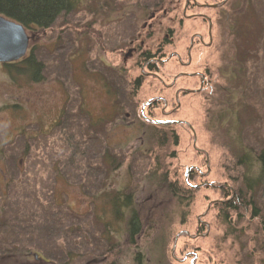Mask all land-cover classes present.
<instances>
[{
    "label": "rangeland",
    "instance_id": "obj_1",
    "mask_svg": "<svg viewBox=\"0 0 264 264\" xmlns=\"http://www.w3.org/2000/svg\"><path fill=\"white\" fill-rule=\"evenodd\" d=\"M160 1L88 0L59 16L35 37L38 81L0 65V264H264L260 196L262 218L231 212L230 230L221 223L224 188L240 186L241 168L228 129L206 121L231 45L257 50L248 72L263 99L264 0L249 2L256 47L257 37L231 40L226 29L236 0ZM255 129L242 138L258 149ZM164 177L188 197L165 193ZM125 185L141 232L107 241L99 213Z\"/></svg>",
    "mask_w": 264,
    "mask_h": 264
},
{
    "label": "trees",
    "instance_id": "obj_2",
    "mask_svg": "<svg viewBox=\"0 0 264 264\" xmlns=\"http://www.w3.org/2000/svg\"><path fill=\"white\" fill-rule=\"evenodd\" d=\"M85 1L87 2L88 0H0V14L26 26L35 24L41 29H50L59 16L70 12L79 3L85 4ZM252 1L236 0L232 7L229 5L230 8L228 7L229 11L227 8V12L229 16L231 15V18L225 21V26L227 27L226 29L232 32L231 35L233 37H231V40L237 34L245 41L257 37L256 41L251 42L252 45H250L251 47H256L259 43L257 26L259 18L257 19L254 16L256 11L250 4ZM155 8L156 5L152 1V9ZM260 23L264 25V18ZM254 29L255 32L247 36L246 32ZM224 30L225 28L222 31ZM256 52L257 50H251L250 52L249 50L236 49L231 45L230 52H226L225 61L218 70V74L224 83L215 86L207 110L206 121L208 128L212 130L228 129L225 135L236 163L241 168L240 186L236 190H232V188L226 190L224 188L226 200L222 201L219 209V215L222 219L221 223L227 226L229 230L232 226L231 212L237 213L238 217H242L245 215L244 213H249L252 218L260 216L262 218V213L257 203V196H260L264 203V83L258 86L263 99L261 102H257L255 96L252 95L251 78L248 72V62L252 60V56L250 59L248 55H253L256 58ZM147 56L148 54H146ZM226 61L229 62L225 64ZM41 67V63H38L32 54L22 62L9 65L8 71L12 69L26 79L27 82L38 81ZM136 84L140 87V79L137 80ZM59 116H62L61 112ZM246 125L256 127L255 135L260 145L258 149L255 147L249 148L245 144L242 134ZM173 136L176 143V135L174 134ZM148 174L147 180H144V182H149L154 186L156 182L155 174ZM60 177L62 176H57V179ZM164 179L166 177L160 178L156 185H161L162 187L165 185V188L167 187L165 193L168 192L172 197L180 200L188 197L185 195V192H189L187 189H184L185 192H183L176 187L175 183H166L167 181ZM127 185L120 186L114 192L112 191L108 195L110 208L103 206L102 212L99 213L102 219L104 217L107 218L103 222L105 225L103 228L108 227L105 229V231L107 230L105 233L107 241H110L108 240L110 236L106 235L114 237L116 242L118 235L126 234L130 241L140 235L143 215L138 210L137 200L134 197L135 191L134 193L133 191L127 193L126 191L129 189ZM182 220H184V217ZM227 228L226 231H228ZM6 256H1L3 259L0 258V263L4 262ZM136 258L139 260L138 257Z\"/></svg>",
    "mask_w": 264,
    "mask_h": 264
},
{
    "label": "flooded vegetation",
    "instance_id": "obj_3",
    "mask_svg": "<svg viewBox=\"0 0 264 264\" xmlns=\"http://www.w3.org/2000/svg\"><path fill=\"white\" fill-rule=\"evenodd\" d=\"M157 4H159V2L156 3V7H158ZM162 5H163V3L162 4L160 3L159 6H162ZM195 5H196V3H195ZM203 5L204 4H199L197 6L201 7ZM0 27L13 28L17 32V34L19 35V37L21 39V43H22V48H23L22 55L19 56V57H16V58H14V57L13 58L6 57V56L0 54V65L3 66L5 71H7V72H8L9 65H13L15 63L22 62L24 59H26V58L30 57L32 54H34V51L36 50L35 49L36 44H34L36 42H34V41H35V37H36L37 31L41 30L42 34L45 35V34H47V30L49 29V28L41 29L38 26H36L35 24H33V25L31 24V25L26 26V25H24V24H22L20 22H17V21H15L13 19H10V18H8V17H6L5 15H2V14H0ZM29 44H30V46H29ZM159 61H163V60L160 59ZM200 78H201L200 85L203 86L204 85V83H203V75ZM181 90H184V89H181ZM21 110H24V107H21ZM170 122L176 123L177 121L176 120H172ZM54 124H55V121H54ZM54 124H52V125H54ZM17 128H16V131H14L13 134H18V135L20 134L21 135L23 133V128L20 127V128H18V130H17ZM5 150H6L5 148L2 149V153H4ZM1 157L2 156H1V149H0V161H2ZM2 166L0 167V172L3 173ZM39 258H40V256H39Z\"/></svg>",
    "mask_w": 264,
    "mask_h": 264
},
{
    "label": "water",
    "instance_id": "obj_4",
    "mask_svg": "<svg viewBox=\"0 0 264 264\" xmlns=\"http://www.w3.org/2000/svg\"><path fill=\"white\" fill-rule=\"evenodd\" d=\"M22 53V43L17 32L10 27H0V54L10 58H16L21 56ZM34 257L37 260H41L37 254Z\"/></svg>",
    "mask_w": 264,
    "mask_h": 264
}]
</instances>
